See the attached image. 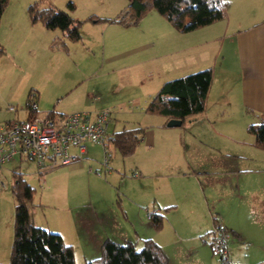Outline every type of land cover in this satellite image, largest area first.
Instances as JSON below:
<instances>
[{"label": "rangeland", "instance_id": "374dc122", "mask_svg": "<svg viewBox=\"0 0 264 264\" xmlns=\"http://www.w3.org/2000/svg\"><path fill=\"white\" fill-rule=\"evenodd\" d=\"M11 2L10 7L15 0ZM21 4L25 5L27 17L29 8L38 5L40 10L53 8L84 23L81 29L83 42L68 45V50L74 51L75 61H72L71 56L57 54L60 49H51L52 52L46 54L44 50H38L37 56H27L24 67L21 68L19 62H16L17 69L12 71L8 79H5L8 73L4 72V66L0 64V104L2 98L7 101H13V97L19 99V95L14 93L19 85L29 89L32 82L45 84L46 80L49 85L54 86L42 87L43 94L40 93V96L50 101L53 107L61 98H66L67 102L61 106L65 115L75 113L76 108L70 105L73 102L78 104L79 110H85L81 113L89 114L92 118L102 113L110 114V135L120 126L118 130H123L124 127L145 128L146 136L144 144L130 159L123 160L110 145L107 146L110 149V157L102 147L89 145V160L84 158L79 163L59 168L43 175L42 178L39 176L37 165L29 161L20 163L21 160L15 159L12 164L5 166L0 172V264L10 263L13 245V174L26 177L29 185L36 190L34 205L41 206L38 211V221L41 225L52 222L59 214L54 210L57 205L50 194L56 196L55 188L46 186L43 181L49 182L51 176L58 174L57 181L62 185L61 203L58 206L65 203L80 204L91 194L99 197L105 205L115 204L116 208H122L129 215L127 226L130 239L126 242L137 244L138 250L142 249V242L145 241L140 240V237L145 235L141 219L148 220L145 208L160 201L162 207H176L163 210L164 226L158 232L163 234L162 238L169 235L175 239L164 242L160 238V243L167 245L168 249L164 246L165 251L174 263L180 261L183 264H264V151L254 146L255 139L248 133L250 126L264 121V113L243 112L239 118L229 112L226 119L223 116L216 118L221 109L218 108L221 106L219 104H225L228 94L232 91L240 93V87L226 76L219 77V81L224 84L220 90L216 88L219 98L207 117L191 118L182 128L166 131L165 127H161L165 124V119L146 114V107L151 102L149 99H153L166 83L200 72L185 71V66L181 63L183 60L194 58L198 53L208 52L212 54L214 68L218 70V65L221 68L224 64L227 69L233 64L240 65L242 49L234 46L235 49L231 52V49H227L228 45L224 48L219 43L204 44V40L209 41V36L203 30L187 35L179 34L155 11L149 13L137 27L131 28L87 22L93 16L108 21L118 19L129 7L127 0H24ZM71 4L76 8L74 13L69 10ZM27 19L29 26H34L30 16ZM15 25L26 27L24 22ZM52 34L54 33H51V37ZM54 35L61 34L57 32ZM108 36L114 37L117 45L132 44L125 51L134 52V48L141 45H147L149 48L143 53L137 50L127 59L124 58L114 65H103L100 46L95 50L91 49L89 44L96 43L97 39L104 42ZM210 37L213 39L214 36ZM194 43L197 45L195 49ZM173 48L181 49L178 56L170 59L171 54L165 60L159 59L164 52H171ZM252 55L251 48H246L244 59L261 56L258 50L253 57ZM154 57H158V60L152 61ZM171 64L179 65L180 72L168 78L167 71L178 70L165 68V65ZM224 75L227 74L224 72ZM86 78H90L87 80L88 85L85 83L77 86ZM258 83L260 82L257 81ZM251 85H256V82H251ZM31 90L32 88L28 92L26 90L27 95L25 93L21 98L24 102L19 108L16 104H12L10 109V104L3 106L2 111L5 114L7 110L16 112V108L20 111L19 116L9 112L10 117L5 115L6 121H11L13 116L14 120L22 121L25 115L28 116L26 108ZM63 90L71 92L66 94L68 96L61 95ZM96 90L100 92H95ZM52 104L46 108H40L38 104V116L44 117L52 111ZM106 105L108 106L105 107ZM101 108H106V111L97 112ZM18 117L19 120L16 119ZM4 122L5 120L2 123ZM177 138L180 141H177ZM71 153L77 152L72 150ZM91 163L94 164L93 168L97 169L95 177L99 180L87 176ZM74 172L75 177L70 174ZM230 172L231 174H228ZM233 174L235 176H231ZM198 208L207 217L210 232L214 229V218H217L228 230L236 233H230L226 229V257L217 252L221 251L210 233H191L194 226L204 227L202 223L197 224L199 219L195 212ZM180 229L183 232H180ZM121 230L129 237L124 228Z\"/></svg>", "mask_w": 264, "mask_h": 264}, {"label": "crops", "instance_id": "0c3cea01", "mask_svg": "<svg viewBox=\"0 0 264 264\" xmlns=\"http://www.w3.org/2000/svg\"><path fill=\"white\" fill-rule=\"evenodd\" d=\"M25 1L30 2V0H25ZM225 1L230 5V10L227 20L225 22L203 29V31L204 32L206 31L205 33L209 36V41L206 42L204 40L203 42L204 44L207 45L219 43L222 46H224V48L226 45H228L227 49L228 50L231 49V52H233L236 46H238L239 49H242L241 51L242 61L240 65L233 64L230 68L226 69L224 67V64H222V67L219 68V65L216 62V66L218 65V70H217L216 68H214V64L212 63V54L210 55V53L208 52L198 53L197 55H194V58L188 57L186 60H183L181 62L185 66L183 68L185 71L188 70L189 71L195 70L193 72H197L199 70L200 72H204L207 70L214 71L213 85L208 100L207 111L204 115L200 117H207L208 114L211 112V110L214 109V105L217 104L216 100L219 98L218 93L216 92V88L220 90L221 85L224 84L219 81V77H226V76L233 79L234 82L237 84V87H240V93L238 94V91H232L228 94L227 101L225 102V104H219L221 106L218 108L221 109L217 113L216 118H220L221 116H223V118L226 119L229 112L233 115L235 114V116L239 118L242 117L243 112L246 113L255 112L259 114L264 113V67H263L264 66V0H225ZM22 2H24V0H15L12 6L8 7L7 11L3 16L0 26V45L2 46L5 52L4 55H0V64H3L4 72L8 73L5 76V79H8L12 71L17 69L15 68L16 62H19L21 68L24 67V63L26 62L25 60L27 56L28 55H31L33 57L35 55L37 56L38 50L40 52H43L44 50V53L46 54L48 52H52V50L60 49L59 53L57 54L59 55L64 54L71 56L72 61L73 60L75 61V59L73 58L74 51L68 50L69 49L68 45L69 44L74 45V44L65 41L61 35L55 36L54 34H56L57 32L52 34L53 35L52 37H54L53 39L51 37V33L47 32L43 27L38 28V26H32V27L29 26V20L27 19L29 18V16L27 17L25 5H22L21 4ZM17 6L21 8L17 9L16 8ZM95 18L99 19V17H95ZM19 22H24L26 24V27H17V25L15 24ZM210 36H214L213 39ZM82 42H83V36H82ZM25 43H27L26 47H24ZM98 45L101 48V53H102L101 59L103 65L106 64L114 65L116 62L121 61L124 58L127 59V57L134 54V52H136L137 50L140 53H143L149 48L147 45H141L139 47L134 48L135 49L134 52H130L129 50L125 51L132 44L125 43L123 46L117 45V43L114 41V37L112 38V36H108L106 40H104V42H99L97 39L96 43L95 42L90 43L89 47L91 49L97 50L99 48ZM196 46L197 45L194 43L193 44L194 49L196 48ZM246 48H251L253 54L252 57L256 53V50L260 52L261 56L260 57L255 56L251 59H244L243 55ZM173 49L171 52L170 51L164 52V55L159 57V59L165 60V58L169 57L171 54L172 56L170 59L174 58L176 55L178 56L180 54L181 49L179 48H173ZM155 60H158V57L152 58V61ZM181 63L178 64L181 65ZM179 65L176 66L174 64L165 65V68L167 70L169 69L173 70L176 68L178 69L177 71L174 72L167 71L168 78L174 76V74L175 75L179 74L180 72ZM211 66L213 68H211ZM224 72L227 75H224ZM87 80H90V78L83 79L80 83H78L77 86H81L82 84L85 83L86 85H88L89 81ZM257 81L260 83L257 84ZM141 82L143 81L141 80ZM251 82H256V85H251ZM30 85H31L30 88H32V90L28 94V97L30 94H35L38 97L37 105L39 104L40 108H46L47 106L52 104L50 101L48 102L44 100L42 96H40V93L43 94L42 87H52L54 85H49V83L46 80H45V84L32 82ZM231 87L232 86L230 85V88ZM30 88L27 89V87H22L21 85H19V88L14 92L16 96L19 95V99H15L14 97H13V101H7L4 98L1 99L2 104H0V126L9 124L11 122H16V120H14L15 118L14 116L10 119L11 121H6L5 115L9 116L10 115L9 112H10L13 115L19 116L20 114L19 109L14 108L16 112H12V110H7L8 114L7 113L5 114V112L2 111L3 106H5L6 104L9 106L10 104V107L8 108L10 109L12 108L11 107L12 104H16V106L19 108V106H22L24 102L22 101L21 98L25 95V93L27 95V92L30 90ZM69 92L71 91L67 90L66 92H64L63 90L61 95L68 96L66 94ZM95 92L99 93L100 91L96 90ZM66 100H67L66 98H61V101L58 100L61 103L57 102L54 107L52 104L53 107L52 111L46 113V115L54 113L56 116L59 117H68L74 114H80L82 111H85L83 109L79 110L78 104L75 105L72 102V104L70 105L76 108L75 113H70V115H65L61 111V106H64V103L67 102ZM99 102H101V99L99 100ZM58 106L59 108H57ZM107 106L108 105H106L105 107ZM62 109L65 110L64 107H62ZM105 109L106 108H101L97 112L100 113ZM16 119L19 120V117ZM28 119L29 117L25 115L24 119L19 122H24ZM4 120L5 122L2 123ZM117 123H119V121H117ZM167 125L168 123L165 120V124L161 125V127L162 126L165 127L166 131L173 130V129H168ZM118 128H120V126L119 127L117 126L116 130L115 131L113 130L112 133L113 134L120 133L124 129H126V127H124L123 130L121 129L118 130ZM141 129H145V128H141ZM176 129H180V128H176ZM178 135L181 136L180 134ZM177 141H180V139L177 138ZM143 144H144V139L140 146H142ZM151 150L152 149H148V151ZM88 155H89V149L87 148V153L85 156L86 161L89 160ZM24 161L26 160H21L20 163ZM93 165L94 164L92 163L89 164L90 169L87 174L88 178H94L95 174L97 173V169L93 168L94 167ZM70 174L74 177L76 175L75 172L73 174L72 173ZM228 174H231V172ZM15 175L16 174H13V179ZM231 176H235V175L233 174ZM57 177L58 174H55L51 176V178H49V182L47 180H43V181L46 183V186L48 185V187L50 188L52 187L55 188L56 196L50 193L49 191L48 192L51 194L52 199H55V204L57 206H54V210L58 211L59 214L58 216L54 217L52 222H47L46 225H41V223H39L40 221H38V215H39L38 211L41 208V206H36V208L32 210V219L35 227L48 231L52 234L53 232H55L54 234L59 236L63 240L66 246L71 247L73 249L76 264H87L98 260L101 255L102 245H104L106 242H112L117 245L130 244L126 242L128 238L130 239V231L128 230V226H127L129 215L125 213L122 210V208L119 210L118 208H116L115 204L113 203H111L109 206L105 205L100 201L99 197L93 194H91V196H89L84 202L80 204L68 205L67 203H65L62 206H58L61 203L62 194L60 193V189L62 185L60 186V183L57 181ZM95 178L99 180V178L97 177ZM26 179L27 178L24 177V180L27 182ZM173 208L175 209L176 207H173V205L169 207H162V203L160 201L153 202L152 205L150 206L147 205V207L145 208V212L148 214L147 215L148 220L145 218L143 219L140 218L141 221H143L144 234H145L143 238H141L142 236L140 235L141 236L140 240L141 239H144L145 241L152 240L157 245L162 247L164 252L166 253L167 251H165L166 250L165 248L168 249L167 245L165 244L164 245L165 248H164V246L160 243V238H162L163 234L155 233L153 226L151 224V217L156 215H163L162 214L163 210L166 211ZM195 214L199 219V222L197 224L202 223L204 227L194 226L191 233L197 232L205 235L206 232H208L210 233L209 235H211L213 231L212 232L209 231L210 229H208L209 226L208 219L206 216H204L201 209L198 208ZM122 215L124 216V218ZM216 220L218 221L219 224H221V226L227 229L221 222H219L217 218H214L213 227H215L214 224ZM122 228H124L125 233L129 237L125 236L124 232L121 230ZM8 230L9 232L11 231L10 226ZM181 231L183 232L182 229H180V232ZM228 231H230V233L232 232L231 230ZM232 233L236 234L235 232ZM173 239H174L173 237L167 235L166 238H162V241L165 242V240H167L168 242H170ZM166 255L167 257L168 256L170 257L168 252L166 253ZM171 259L172 258L169 259L170 264H183L180 261L179 263H174L173 261H171Z\"/></svg>", "mask_w": 264, "mask_h": 264}, {"label": "trees", "instance_id": "16d2710c", "mask_svg": "<svg viewBox=\"0 0 264 264\" xmlns=\"http://www.w3.org/2000/svg\"><path fill=\"white\" fill-rule=\"evenodd\" d=\"M12 0H0L1 20ZM129 7L114 21L90 18L89 23H104L118 25L123 28L137 27L141 21L155 11L173 29L182 35L192 34L199 30L225 22L228 18L230 5L225 0H127ZM71 13L76 11L73 4L69 5ZM28 14L34 26L42 27L50 33L60 32L63 39L69 43L82 42L81 29L84 23L74 20L69 15L56 9L40 10L38 5L31 6ZM0 45V55H4ZM214 79V71L207 70L192 76L166 83L161 91L151 100L146 108V114L159 117L169 122H185L194 117H200L207 111L209 96ZM28 97L27 110L29 119L37 115L32 110ZM38 101V97L36 96ZM47 116L54 117V113ZM59 117V116H58ZM248 133L255 139L254 146L264 151V121L250 126ZM146 129H124L120 133L109 136V145L123 159L132 158L138 151ZM110 157V149L105 152ZM11 189L15 204L13 219V245L9 264H76L73 249L64 244L63 240L48 231L35 227L32 219L36 190H34L22 175L14 176ZM164 215L151 217L155 232H160L164 226ZM221 224L215 221L214 229ZM227 231V230H226ZM213 236V232L211 233ZM214 239V238H213ZM138 250L134 244L117 245L106 242L102 245L98 260L87 264H170L166 253L152 240L142 242Z\"/></svg>", "mask_w": 264, "mask_h": 264}, {"label": "built area", "instance_id": "2783aa9c", "mask_svg": "<svg viewBox=\"0 0 264 264\" xmlns=\"http://www.w3.org/2000/svg\"><path fill=\"white\" fill-rule=\"evenodd\" d=\"M29 101L37 112L36 95ZM28 112V110H27ZM30 112H28V116ZM110 114L102 113L92 118L89 114L68 117H39L24 122H11L0 126V172L15 159L26 160L37 165L39 176L84 160L87 147H102L106 152L110 136ZM74 150L77 153L72 154ZM106 159L105 164L107 165ZM217 251L226 257L227 231L223 226L213 230ZM215 243V244H216Z\"/></svg>", "mask_w": 264, "mask_h": 264}, {"label": "water", "instance_id": "95a60500", "mask_svg": "<svg viewBox=\"0 0 264 264\" xmlns=\"http://www.w3.org/2000/svg\"><path fill=\"white\" fill-rule=\"evenodd\" d=\"M182 123L181 122H169L167 125L168 129H176V128H181Z\"/></svg>", "mask_w": 264, "mask_h": 264}]
</instances>
